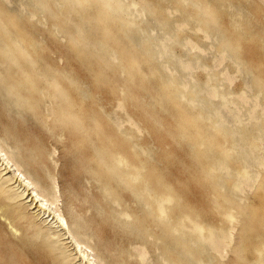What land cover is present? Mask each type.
<instances>
[{"label": "rangeland", "instance_id": "obj_1", "mask_svg": "<svg viewBox=\"0 0 264 264\" xmlns=\"http://www.w3.org/2000/svg\"><path fill=\"white\" fill-rule=\"evenodd\" d=\"M191 1L114 0L124 11L111 26L105 51H96L107 66L98 70L96 56L90 50L82 55L68 38L85 19L82 34L87 42L97 40L92 32L100 21L95 22L90 8L80 5L77 11L66 0H40L43 6L37 0H0V175L20 195L30 218L51 234V241L62 244L75 264H264V84L257 81L264 72V0H207L223 10L218 26L231 23V34L196 29L182 15L183 5L186 13ZM119 21L126 25L120 27ZM15 34L25 37L20 44L29 52L36 44L33 58L41 74L60 81L56 71H63L77 84L67 93L84 94L85 103L95 104L104 128L117 135L126 151L127 160L115 171L120 181L102 191L76 154L89 146H71L74 135L69 131L57 137L58 124L46 117L44 94L37 103L33 97L22 101L21 107L9 96L18 92L5 83L15 70L5 54L15 52L10 40ZM247 45L259 55L258 63L250 60ZM130 60L140 71L133 70ZM120 87L127 96L122 103ZM171 87L175 96L168 93ZM175 107H183L192 118L202 112L205 130L218 120L217 130L209 131L214 143L212 136H201L198 145L196 122L189 117L179 124ZM90 141L96 146L95 139ZM191 155L196 163L190 162ZM139 159L145 164L137 172L129 163ZM130 171L135 178L128 177ZM146 183L143 195L130 193ZM160 193L172 195V200L163 203L156 196ZM159 202L165 210L161 218L155 209ZM181 213L195 219L199 232L184 227L183 232L165 234L164 228L173 226ZM17 225L0 216V254L10 261L19 256L18 264L29 254L27 264H48L38 252H30L34 236L13 230ZM114 234L125 251L122 257L119 247L106 241Z\"/></svg>", "mask_w": 264, "mask_h": 264}, {"label": "bare ground", "instance_id": "obj_2", "mask_svg": "<svg viewBox=\"0 0 264 264\" xmlns=\"http://www.w3.org/2000/svg\"><path fill=\"white\" fill-rule=\"evenodd\" d=\"M37 1L40 5H42L40 3V0ZM66 1H73L74 4L76 5L77 11L80 10L79 9L80 5L81 7L85 5L84 8H90L88 10H92L90 14L94 13L92 17L95 18L94 19L95 22L98 20L100 21L99 27L94 29V32H92L93 37L97 36V40H93V42H87V39L85 38L84 34H82L86 26L87 20L84 19L82 22L76 25L77 27L74 33H72L68 37L69 40L74 44L75 48L80 49V53L82 55L87 53L88 50H90V52L94 56H96V51L98 50L105 51L104 46L107 47V45H104V41L107 38H110L111 34L113 33V31L111 30V26H115L113 23L115 22L114 20L120 19L121 17L120 14H122L124 11L120 3L118 2L115 3L114 0H95L94 4L90 5L89 4L90 0H66ZM178 1H181L182 3L184 2V0H178ZM183 6H184L182 12L183 17H188L191 20H193L196 29L204 32L205 34L207 32L210 34H231V30L233 29L231 23L226 24V26H224L222 29H220V27L218 26L219 22L221 21L223 10H221L222 11L221 13L215 6L210 4L209 1L192 0L188 5L186 13L184 12V9L186 7L185 4ZM254 6H255L254 9L257 10L256 11L257 13L261 11V7L259 6V4ZM150 9L153 15V19L157 24L158 15L156 14V10L153 7H151ZM119 22H120L119 24L120 27L126 25V23H123V21H119ZM24 39L25 37L22 34H15L13 37L11 36L10 40L13 43L12 46H14L15 52H13L12 55H10L9 49L8 50L6 49L7 50L5 53L7 54L6 62L13 63L14 65L13 67L15 68V70L13 71V74L8 75L7 78L8 80L5 81V83L7 85L12 83L18 89L16 96H14L11 92L8 93L9 96L12 99L16 100L17 101L16 103L21 107L24 106L22 101L26 103L27 100L33 97L35 98V100L33 101L37 103L38 101L37 97L40 94H44L48 98V102H49V106L47 107L45 112L48 115L46 117H50V119L54 120L58 124L57 128L59 129L57 130V132H59V134L57 135V137L61 138L62 135L66 136L69 131L71 132V134L74 135V138L70 140L71 146L79 149H85L86 145L89 146L88 147L89 149L86 148L88 151L86 152L76 151L77 152L76 154H79V158H81V161H83V168L88 167V171L92 173L95 176V178L101 183L102 191L104 189H107V187L110 186L111 182L115 181V179H118L117 173L115 172L116 168L119 166L121 162H123V160H127L126 151L123 149V145L121 141L117 138V135L115 133H111L109 130H106L104 128L102 118L97 116L94 112L96 110L95 104L91 102L90 104H88L87 102L85 103L87 99L84 94L83 95L81 94L77 97L70 90H69L70 93H67L69 87L77 86V84L73 79H71V77L62 74L63 71L62 72L56 71L58 74L61 75L60 81H57L53 75L52 76L48 74L44 75L39 72V70L36 68L35 65L36 63L34 62V58H33L35 57L36 59L37 57L35 53L36 44L31 39L33 41L32 43L33 47L30 48V52H29L28 48L23 47L20 44V41ZM118 42L121 43L122 41L119 40ZM232 45L233 47L240 46V44L238 43H234ZM247 47L249 50L250 46L247 45ZM249 52H250V56H249L250 60L254 59L256 63H258L261 60L259 58V55H255L256 53H254V51L249 50ZM31 55H32V59H31ZM148 55L149 54L146 53L147 56L146 59L149 58ZM97 61L98 64L96 66L99 68L98 70H102V68L107 69V66L102 64L103 63L102 61L98 59ZM129 62H130V66L133 68L134 71H140L139 69L137 70L135 60H130ZM101 65H103V67H101ZM184 66L190 67L191 64H185ZM257 79H258L257 81H259L261 84H264V72L258 75ZM165 86L166 85H163V89H162L163 93H166V91H164ZM62 90L65 91L67 94L60 95V92H62ZM122 90L123 89L121 87L118 90L121 96L122 94H124L122 98L119 99L121 103L124 102L125 99H127L125 92ZM172 90L173 88L171 87L168 93L171 96H175L174 95L175 93H173ZM6 91L7 88H4V92ZM209 93L211 95L214 93L215 95L217 94L214 91H211ZM191 97L197 99L198 96L192 95ZM133 101L138 102L139 100L133 98ZM56 107L61 111L57 112L55 110ZM72 108L78 110L76 115L73 114ZM203 109L207 110L206 108ZM53 110H55V112ZM173 111L176 114V118L179 124L185 125L186 124L185 119H189V117H191V116H187L186 109H184L183 107H175V110ZM192 116H194V118L191 117L189 120L196 122L197 125V127H195L197 129V132H196V136L194 137V140L198 145H200L201 141H198V139L201 136L202 139L204 138V136L211 137L213 134H210L209 131L210 130L213 131L214 129H216V127L218 126L217 125L218 120L216 122L212 121L211 123H209L210 126H208V130H205L204 128L201 127L203 126V124L200 126L201 122L203 121L201 116L204 117V114L202 112H197V116L195 114H192ZM194 119H197V121ZM177 135L181 136V133ZM93 138L96 141V146H94L90 141V139L94 140ZM211 138L213 141L212 143H214L215 140L214 136H212ZM159 141H163V140L159 138ZM173 141L176 143V139H174ZM129 151H131V147L129 148ZM144 151L146 150L144 149ZM144 151L143 153H145ZM101 154L104 160L103 158H101L100 156ZM81 155L86 157L85 160L82 159ZM174 157L175 156H173V158ZM186 157L188 158L189 155L186 154ZM106 159L108 160V164L107 161H105ZM191 161L196 163V160L194 159L193 155H191L190 162ZM143 163L145 164L144 159H139L136 160V163H132V162L129 163V167L131 169L135 168L138 170L137 172H140V170L143 169V165H142ZM94 165L97 167H95ZM91 168H93L94 171H92ZM198 170H200L199 167ZM126 173L128 177L131 178L136 177V174L132 173L131 171ZM149 173H150L149 175L156 174V172H149ZM158 174H160V172ZM163 175L166 176L165 174ZM120 179L118 180L120 181ZM174 180H176V177L174 178ZM8 181H9L8 179L3 178L0 175V216L4 218V220H9L10 223L11 222L19 223V225H17V227L15 226V229L13 230L15 231L20 230L24 234H32L34 236L33 243L35 246L34 247L30 246V252L32 250L34 253L38 252V255L45 259V262H49L48 264H51L52 261H55V264H75L73 262L72 257L64 250L62 244L57 241H51V234H49L48 232L41 231V229L36 224L34 219L30 218L32 217V214L29 211H27L25 203L22 202L19 198L20 195H17L13 187L10 186L9 183H7ZM28 184H30V181H28ZM201 187H203L202 183H201ZM206 187L208 188L207 185ZM146 188H149L147 183L137 187L135 191L133 189H130L129 191L130 193L138 192L137 196H139V195H143V193L146 191ZM42 190H46V187L42 188ZM105 192L107 193V190H105ZM35 195L37 194L35 193ZM156 196L158 197V200H161L163 203L172 200V195L168 193H160L159 196L158 195ZM39 205L42 206L43 205L42 202H39ZM155 209L158 214L157 216L158 218L164 216L163 212L165 210H163V206L161 202H159L158 205L155 206ZM176 219H177L176 223L173 226L164 228L163 232H167L165 234H168L170 236L174 235L176 232L178 233L182 231L184 227H186V229H188L190 233L199 232V228H200L199 224L195 221V219L191 218L189 214L187 213L178 214ZM59 221L61 222L62 225L65 224L64 218L61 216H59ZM108 237L109 240L107 239L106 241L111 242L114 247L121 246L119 245L118 236L116 234ZM0 239L2 238L0 237ZM179 246H180V250L184 252L183 244H180ZM119 249L120 252L118 253L119 254L118 256L122 257L125 251L123 247H119ZM15 252L16 250H14L12 253L16 254ZM29 255L25 257L29 258ZM139 256L140 259L143 260L144 258L143 254L139 253ZM25 257L21 258L22 264H27L25 261ZM3 258H7V261H4ZM18 258L19 256H16L14 257V261L12 260L10 261L6 253H1L0 264H18L17 262ZM119 261H116L115 264H122L119 263ZM35 264H40V263L35 262Z\"/></svg>", "mask_w": 264, "mask_h": 264}]
</instances>
